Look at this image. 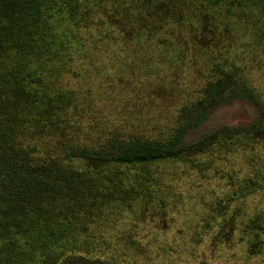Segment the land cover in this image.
Returning <instances> with one entry per match:
<instances>
[{"label":"trees","instance_id":"obj_1","mask_svg":"<svg viewBox=\"0 0 264 264\" xmlns=\"http://www.w3.org/2000/svg\"><path fill=\"white\" fill-rule=\"evenodd\" d=\"M233 244L264 255V0H0V264Z\"/></svg>","mask_w":264,"mask_h":264},{"label":"rangeland","instance_id":"obj_2","mask_svg":"<svg viewBox=\"0 0 264 264\" xmlns=\"http://www.w3.org/2000/svg\"><path fill=\"white\" fill-rule=\"evenodd\" d=\"M256 110L245 101H235L228 106H222L212 113L205 125L192 136L187 138V143L198 140L207 133H213L223 127H235L248 125L256 119ZM199 259L192 260L185 257L178 264H264V255L257 258H248L242 246L222 247L220 250L212 251L204 245L199 249ZM169 264H171L169 262Z\"/></svg>","mask_w":264,"mask_h":264}]
</instances>
